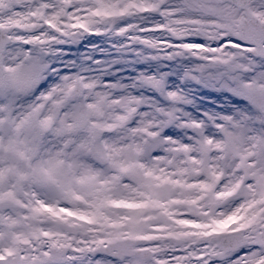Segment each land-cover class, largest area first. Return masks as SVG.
<instances>
[{"label": "snow or ice", "instance_id": "6c2138e0", "mask_svg": "<svg viewBox=\"0 0 264 264\" xmlns=\"http://www.w3.org/2000/svg\"><path fill=\"white\" fill-rule=\"evenodd\" d=\"M0 264H264V0H0Z\"/></svg>", "mask_w": 264, "mask_h": 264}]
</instances>
